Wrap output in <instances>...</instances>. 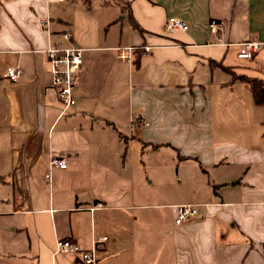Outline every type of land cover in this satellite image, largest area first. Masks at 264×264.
<instances>
[{
    "label": "crops",
    "instance_id": "1",
    "mask_svg": "<svg viewBox=\"0 0 264 264\" xmlns=\"http://www.w3.org/2000/svg\"><path fill=\"white\" fill-rule=\"evenodd\" d=\"M173 17L188 32L167 35ZM53 46L84 49L63 115ZM233 76L264 91V0H0V264H81L56 241L106 236L98 264H264V100ZM155 183L178 198L154 204ZM180 204L207 207L176 226ZM165 206L171 225H150Z\"/></svg>",
    "mask_w": 264,
    "mask_h": 264
},
{
    "label": "built area",
    "instance_id": "2",
    "mask_svg": "<svg viewBox=\"0 0 264 264\" xmlns=\"http://www.w3.org/2000/svg\"><path fill=\"white\" fill-rule=\"evenodd\" d=\"M61 2L64 0H60ZM210 31L213 34H217L221 30L222 23L214 20L210 21ZM189 25L177 17L167 19L165 23L164 31L167 35H173L174 33H186L188 32ZM63 38L67 40L69 34L64 35ZM260 43L249 40L248 42L240 43L237 45V57L241 60H249L254 57L256 51L259 49ZM143 51H149L151 47L144 46ZM120 52L118 57L130 63L132 54L135 50H139L136 47H124L117 48ZM83 51L79 47L69 46L68 48L50 47L45 53L48 56L50 73H51V85L55 90L56 99L62 107L61 114H65L72 106L76 104L73 92L76 86V79L81 66L83 64ZM5 78L10 82H17L21 77V71L19 68L9 66L5 70ZM49 171L53 168L66 169L67 160L60 155H52L49 158ZM207 206H201L199 204H180L175 206L174 209V224L180 226L181 224L193 222L199 218L201 210L206 209ZM108 240V237H100L92 242L90 249H83L76 242L69 238H60L55 243L56 254H70L77 256L81 264H98L97 245L102 244Z\"/></svg>",
    "mask_w": 264,
    "mask_h": 264
},
{
    "label": "rangeland",
    "instance_id": "3",
    "mask_svg": "<svg viewBox=\"0 0 264 264\" xmlns=\"http://www.w3.org/2000/svg\"><path fill=\"white\" fill-rule=\"evenodd\" d=\"M162 162H163V160L161 159V163ZM173 170H174V168H173ZM153 173L154 172L152 171L151 174L153 175ZM156 180L157 179H155V181ZM153 190L156 193V199L154 201L155 202L154 204H156V205L169 204L170 202H172V200H176L178 198V196H177L178 194L171 192L169 189L167 190V188L165 189L163 187H158L156 185V183L153 186ZM148 214H149L150 220L154 219L156 222V223L155 222L153 223V220H152L150 225H156L155 227H158L159 229H165L167 226H170L171 223L173 222L172 209L170 207H167V206L153 208L150 210V212H148ZM141 224L144 227H146L145 224H143V223H141ZM158 232H161V230H159ZM167 242H168V239H164L162 242V245H164Z\"/></svg>",
    "mask_w": 264,
    "mask_h": 264
},
{
    "label": "trees",
    "instance_id": "4",
    "mask_svg": "<svg viewBox=\"0 0 264 264\" xmlns=\"http://www.w3.org/2000/svg\"><path fill=\"white\" fill-rule=\"evenodd\" d=\"M84 1L87 2V3H90L91 2V0H84ZM128 20H129L130 24L134 28H136V29L138 28V26L136 25V23H135L132 15H131V12H129V18H128ZM235 79L240 80V81H243V82H247L249 84H250L251 81H253V80H250L249 81L245 77H242V76H238V77L233 76V80H235ZM253 82H254V86H253L252 89H253L254 97H256V100L258 102H261V101L264 100V91L261 89V84L259 82H256V81H253Z\"/></svg>",
    "mask_w": 264,
    "mask_h": 264
}]
</instances>
